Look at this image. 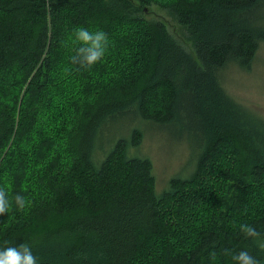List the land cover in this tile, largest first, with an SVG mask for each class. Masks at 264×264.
I'll list each match as a JSON object with an SVG mask.
<instances>
[{
  "label": "trees",
  "instance_id": "obj_1",
  "mask_svg": "<svg viewBox=\"0 0 264 264\" xmlns=\"http://www.w3.org/2000/svg\"><path fill=\"white\" fill-rule=\"evenodd\" d=\"M77 27L110 41L87 70L70 63ZM260 42L264 0H0V248L25 243L37 264H233L225 250L264 264L238 230L264 233V119L218 77ZM146 124L178 127L186 176L158 183Z\"/></svg>",
  "mask_w": 264,
  "mask_h": 264
},
{
  "label": "rangeland",
  "instance_id": "obj_2",
  "mask_svg": "<svg viewBox=\"0 0 264 264\" xmlns=\"http://www.w3.org/2000/svg\"><path fill=\"white\" fill-rule=\"evenodd\" d=\"M144 17L148 20L154 19L164 22L167 30L176 36L186 48L190 49L191 41L187 37L186 30L178 25L165 10L151 5L148 11L145 12ZM218 77L220 85L230 97L264 119V42L259 43L249 69L243 70L234 65H228L218 72ZM128 120L130 121L128 117L123 118L120 124H116V129H110L109 133L112 134L121 129ZM146 125L152 129L150 131L159 133V137H161L155 136L157 139L154 142V150L152 151L154 157L153 173L158 183L161 184L174 173L179 177L186 176L193 166L190 160L191 148L193 147H189L186 143L185 148L180 151L169 148L182 137L178 127ZM149 136H153V134L148 133ZM144 152L146 153V150ZM178 155L180 158L177 157Z\"/></svg>",
  "mask_w": 264,
  "mask_h": 264
},
{
  "label": "clouds",
  "instance_id": "obj_3",
  "mask_svg": "<svg viewBox=\"0 0 264 264\" xmlns=\"http://www.w3.org/2000/svg\"><path fill=\"white\" fill-rule=\"evenodd\" d=\"M72 43L78 47L74 49L70 63L87 70L103 59L110 41L107 34L101 30L89 31L85 27H77L74 29ZM65 71L68 72L69 69ZM12 200L19 210L25 208L26 198L23 195L17 194ZM10 208L9 193L5 188H0V215L7 213ZM238 230L245 238L251 239L260 251H264V233L248 223L240 224ZM212 255L214 257L215 253ZM225 255L230 256L233 264H261V261L246 250L238 252L225 250ZM0 264H37V257L29 245L21 243L0 248Z\"/></svg>",
  "mask_w": 264,
  "mask_h": 264
}]
</instances>
